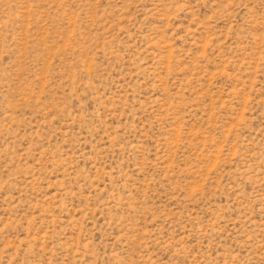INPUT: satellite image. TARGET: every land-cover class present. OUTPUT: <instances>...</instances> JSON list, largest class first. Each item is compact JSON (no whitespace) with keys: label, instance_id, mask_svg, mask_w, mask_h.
Returning <instances> with one entry per match:
<instances>
[{"label":"rangeland","instance_id":"obj_1","mask_svg":"<svg viewBox=\"0 0 264 264\" xmlns=\"http://www.w3.org/2000/svg\"><path fill=\"white\" fill-rule=\"evenodd\" d=\"M0 264H264V0H0Z\"/></svg>","mask_w":264,"mask_h":264}]
</instances>
